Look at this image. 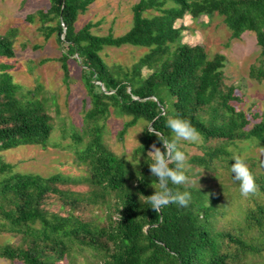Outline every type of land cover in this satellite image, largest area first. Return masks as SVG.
Returning <instances> with one entry per match:
<instances>
[{"label":"trees","instance_id":"trees-1","mask_svg":"<svg viewBox=\"0 0 264 264\" xmlns=\"http://www.w3.org/2000/svg\"><path fill=\"white\" fill-rule=\"evenodd\" d=\"M49 2V11L40 12L41 20L57 25L44 26L43 31L47 39L58 35L66 81L71 80L69 62L77 57L92 103L83 129L89 141L79 152L90 173V190L71 189L76 182L59 174L15 173L0 156V236H8L0 243V259L58 264L91 254L97 264H255L254 259L264 255V170L256 160H245L258 189L243 196L230 172L235 156L230 147L238 142L264 145V115L248 129V115L232 106L241 99L237 88L227 84L226 57L211 59L203 46L183 44L184 28L177 23L187 16L197 20L218 15L232 39L255 33L261 60L250 77L264 83V0H140L133 8L132 28L119 37L95 35L91 23L77 30L80 16L96 0ZM149 12L160 14L147 17ZM15 36L12 31L0 37V57H15ZM127 46L149 52L129 72L111 68L103 53ZM8 68L0 74V154L22 146L46 149L54 131L46 103L26 100ZM164 96L174 100L171 110ZM113 111L131 118L121 140L140 121L171 138L166 125L170 116L190 120L199 131L206 142L203 155L188 161V175L196 183L170 185L191 193L187 207L170 204L156 213L143 204L141 199L153 194L156 183L147 153L154 142L162 146V141L146 128L137 150L145 160L129 163L103 139L102 122ZM95 208L105 209L106 215L91 217ZM230 215L232 225L227 223Z\"/></svg>","mask_w":264,"mask_h":264},{"label":"rangeland","instance_id":"rangeland-1","mask_svg":"<svg viewBox=\"0 0 264 264\" xmlns=\"http://www.w3.org/2000/svg\"><path fill=\"white\" fill-rule=\"evenodd\" d=\"M140 0H96L85 15H81L76 24L81 30L87 24L94 25L92 32L98 36L113 33L116 37L130 31L133 26V8ZM172 4H169L171 6ZM51 5L49 0H0V37L15 32L13 59L0 57V74L4 67L13 75L15 82L22 87V95L26 100L46 103L50 116L53 118L54 131L50 146L46 149L38 146H22L0 154L2 160L14 166L15 173L37 174L43 177L62 175L73 180L70 188L79 192H88L90 185L86 178L90 176L88 168L80 161L79 152L89 141L83 129L85 118L92 109V103L82 80V67L77 57L69 62L71 80L66 81L59 59L63 49L58 41L57 33L47 39L44 26L54 28L57 21L46 25L41 20L40 12L47 13ZM149 12L147 17L159 15ZM184 28L183 44L203 46L212 59L221 54L226 57L224 73L227 84L237 88L236 96L240 102H233L239 111H244L252 125L262 121L264 115V83H259L250 77L253 66L260 64L261 48L257 43L256 34L245 33L240 39H232V33L225 24L224 18L218 15L202 16L194 20L191 16L177 23ZM147 49L123 47L107 49L103 56L111 68L129 72L148 53ZM148 72L144 71V75ZM33 93L38 95L33 96ZM172 109L174 100L163 97ZM259 117L253 118L254 115ZM131 118L116 114L102 122L104 125V142L111 151L125 158L131 164L145 160L137 155L142 145V138L148 123L140 121L131 128L123 140L120 133L126 122ZM83 142L79 144L77 135ZM76 135V137H75ZM205 140L200 136L197 141H182L181 147L188 156L187 174H190L188 161L196 155H203ZM234 155L243 160L254 159L264 170V145L251 142H238L231 146ZM140 156V159H139ZM195 182V177H190ZM234 190L236 184L230 183ZM115 202V199H112ZM236 208V207H235ZM234 208V209H235ZM93 216H105V209L95 208L89 212ZM234 218L227 217V223ZM8 236H0V243H5ZM255 264H264L262 258L254 259ZM98 260L91 254L77 255L73 259H64L58 264H97ZM0 264H22L0 259Z\"/></svg>","mask_w":264,"mask_h":264},{"label":"clouds","instance_id":"clouds-1","mask_svg":"<svg viewBox=\"0 0 264 264\" xmlns=\"http://www.w3.org/2000/svg\"><path fill=\"white\" fill-rule=\"evenodd\" d=\"M167 127L171 130L172 137L162 136L152 125L147 131L154 134L162 141V146L153 143L151 150L147 153V163L150 167L151 176L156 178L152 184L155 191L145 196L146 200L140 199L143 204L147 203L156 213L170 205L187 207L192 199L187 190H175L170 185H187L190 177L187 174L188 156L181 147L182 141H197L200 138L199 131L192 125L190 120L181 116H170L166 120ZM140 159V156H139ZM230 166L232 179L239 182V191L243 196L256 193L258 185L255 176L247 162L239 155L233 156ZM174 164V166H170Z\"/></svg>","mask_w":264,"mask_h":264}]
</instances>
